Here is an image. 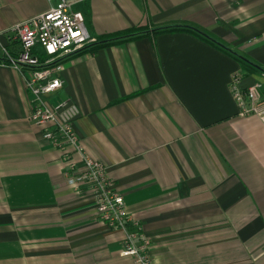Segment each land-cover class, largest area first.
Here are the masks:
<instances>
[{
	"label": "crops",
	"instance_id": "obj_1",
	"mask_svg": "<svg viewBox=\"0 0 264 264\" xmlns=\"http://www.w3.org/2000/svg\"><path fill=\"white\" fill-rule=\"evenodd\" d=\"M55 3L0 0V32ZM72 7L92 40L84 47L132 28L187 24L264 68V0ZM80 49L57 62L64 83L48 101L77 106L79 142L140 220L152 264H264V122L238 115L228 87L238 72L240 87L258 82L264 98V73L241 72L186 31ZM30 98L20 72L0 62V264H132L119 253L123 233L92 211L89 190L66 184L62 158L80 155L41 137L27 120Z\"/></svg>",
	"mask_w": 264,
	"mask_h": 264
},
{
	"label": "built area",
	"instance_id": "obj_2",
	"mask_svg": "<svg viewBox=\"0 0 264 264\" xmlns=\"http://www.w3.org/2000/svg\"><path fill=\"white\" fill-rule=\"evenodd\" d=\"M75 2L56 0L45 12L0 32L17 44L13 49L0 40V58L22 75L31 97L27 120L41 129V137L58 150L72 148L80 155L79 162L67 154L62 158L66 184L79 193L84 188L89 190L91 209L100 222L123 233L121 256L131 258L132 264H152L150 240L144 234L140 220L126 211L121 193L107 176V168L92 159L79 142L73 128V119L79 114L77 106L66 100L55 105L48 101V96L64 83L53 75L55 70H60L57 62L92 41L85 32L81 12L72 7ZM37 48L43 58L39 57ZM240 79V73H234L228 84L238 115H253L264 122L261 84L256 82L241 88Z\"/></svg>",
	"mask_w": 264,
	"mask_h": 264
},
{
	"label": "trees",
	"instance_id": "obj_3",
	"mask_svg": "<svg viewBox=\"0 0 264 264\" xmlns=\"http://www.w3.org/2000/svg\"><path fill=\"white\" fill-rule=\"evenodd\" d=\"M177 31H186L189 33H192L196 37H198L200 40L220 49L221 51L227 53L228 55L232 56L240 66V71L247 73L249 70H255V71H260L264 72V68L258 66L257 64H254L248 58L245 56L239 55L232 50H230L228 47L224 46L221 44L218 40L215 38L211 37L209 34L204 32L203 30H199L197 28H194L190 25L187 24H179V25H170V26H160V27H155L153 29H146V28H132L126 32H119L116 34H111V35H104L98 38V41L90 44L80 50H83L85 48H96L97 46H104L108 43L112 42H118L126 39H136L140 37H145V36H155L159 33H173ZM79 51V50H78ZM0 62L7 63L6 60L0 58Z\"/></svg>",
	"mask_w": 264,
	"mask_h": 264
},
{
	"label": "water",
	"instance_id": "obj_4",
	"mask_svg": "<svg viewBox=\"0 0 264 264\" xmlns=\"http://www.w3.org/2000/svg\"><path fill=\"white\" fill-rule=\"evenodd\" d=\"M264 73V72H263Z\"/></svg>",
	"mask_w": 264,
	"mask_h": 264
}]
</instances>
